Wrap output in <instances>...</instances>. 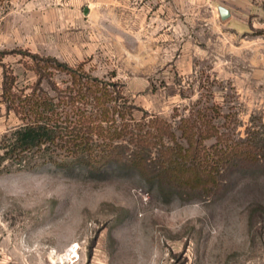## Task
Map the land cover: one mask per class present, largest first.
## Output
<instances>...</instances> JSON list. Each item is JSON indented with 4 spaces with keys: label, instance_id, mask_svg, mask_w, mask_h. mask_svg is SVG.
<instances>
[{
    "label": "rangeland",
    "instance_id": "rangeland-1",
    "mask_svg": "<svg viewBox=\"0 0 264 264\" xmlns=\"http://www.w3.org/2000/svg\"><path fill=\"white\" fill-rule=\"evenodd\" d=\"M33 55L83 63L178 137L182 118L206 113L229 143L263 152L217 195L170 202L136 174L0 172V264H264V0H0V141L23 124L3 101L5 70L30 93Z\"/></svg>",
    "mask_w": 264,
    "mask_h": 264
},
{
    "label": "trees",
    "instance_id": "trees-1",
    "mask_svg": "<svg viewBox=\"0 0 264 264\" xmlns=\"http://www.w3.org/2000/svg\"><path fill=\"white\" fill-rule=\"evenodd\" d=\"M29 67L38 80L30 93L16 88L5 70L3 101L23 124L0 141V172L51 164L68 174L101 178L109 173L136 174L170 202L175 197L217 195L224 173L246 170L263 152L246 141L229 143L212 119L199 113L173 125L159 116L136 119L137 109L115 84L83 73L57 59L32 56ZM71 77L66 88L52 80L55 72ZM47 80L55 96L42 88ZM216 138L213 154L206 142ZM222 175V176H221Z\"/></svg>",
    "mask_w": 264,
    "mask_h": 264
},
{
    "label": "water",
    "instance_id": "water-1",
    "mask_svg": "<svg viewBox=\"0 0 264 264\" xmlns=\"http://www.w3.org/2000/svg\"><path fill=\"white\" fill-rule=\"evenodd\" d=\"M218 11H219V15H220L221 19L224 21L231 18V16H232L230 9H228L225 6H219Z\"/></svg>",
    "mask_w": 264,
    "mask_h": 264
}]
</instances>
